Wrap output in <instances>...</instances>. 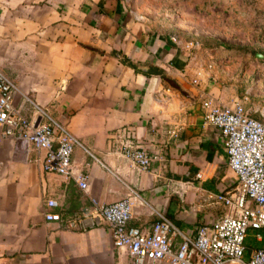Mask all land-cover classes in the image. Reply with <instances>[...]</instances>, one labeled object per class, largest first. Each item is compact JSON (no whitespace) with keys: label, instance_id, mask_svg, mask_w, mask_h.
<instances>
[{"label":"crops","instance_id":"0c3cea01","mask_svg":"<svg viewBox=\"0 0 264 264\" xmlns=\"http://www.w3.org/2000/svg\"><path fill=\"white\" fill-rule=\"evenodd\" d=\"M128 1L0 0V71L16 86V105L28 119L44 121L45 111L66 129L76 140L73 168L88 175L82 190L72 178L44 172L33 149L16 147L12 138L0 142V264H131L101 218L81 217L93 201L130 197L129 224L148 230L164 215L188 236L198 221L225 210L214 196L235 176L203 104L239 101L259 119L264 78L260 90L245 95L241 71L250 54L197 38L219 30L214 6H207L210 17L192 10L206 0H133L139 13ZM262 2L256 0L257 10ZM243 4L231 0L232 15L254 29L252 36L264 12L251 19L256 10L243 14ZM171 9L190 24L187 32L160 18ZM195 41L208 54L202 64L210 56L223 60L212 70L192 63L181 43ZM125 126L134 127L139 146L153 157L148 169L122 155L113 135ZM47 198L58 206L45 207ZM45 211L80 221L67 228L46 221Z\"/></svg>","mask_w":264,"mask_h":264},{"label":"built area","instance_id":"2783aa9c","mask_svg":"<svg viewBox=\"0 0 264 264\" xmlns=\"http://www.w3.org/2000/svg\"><path fill=\"white\" fill-rule=\"evenodd\" d=\"M258 44L263 45V42ZM181 45L189 49L192 63L202 69L212 70L223 60L216 61L210 56L202 64L201 57L208 54L203 53L198 41ZM257 60L256 57L255 61H248L241 71L247 96L257 88L260 90V82H263L264 60ZM15 92L13 81L0 71V142L12 138L16 147L26 152L33 149L44 172L72 178L79 188L86 190L88 175L76 174L73 168L75 138L45 111L40 112V116L46 117L41 122L25 117L16 105ZM259 93L257 91L259 101L255 107L259 119L252 117L239 101L229 107L212 104L211 100L203 104L207 108L205 121L216 127L223 137L227 166L235 182L231 188L214 196L225 210L198 221L192 236L181 233L164 215L148 230L129 224L133 209L130 197L111 203L93 201V207L82 211L81 217L93 214L101 218L111 231L114 246L128 254L131 264H264V246L250 248L248 258L244 259L248 229L256 230L257 243L264 242L260 232L264 231V96ZM170 134L175 135V131L171 130ZM113 137L124 157L139 169L149 168L153 157L139 146L134 127L118 128ZM44 206L54 208L58 202L47 198ZM43 216L46 221H55L67 228L76 227L80 221L79 215L51 211H45ZM176 237L180 240L174 246Z\"/></svg>","mask_w":264,"mask_h":264},{"label":"rangeland","instance_id":"374dc122","mask_svg":"<svg viewBox=\"0 0 264 264\" xmlns=\"http://www.w3.org/2000/svg\"><path fill=\"white\" fill-rule=\"evenodd\" d=\"M175 1L177 0H172V2H175ZM242 1L244 3L242 5L243 8L241 7L242 8L241 12L243 14L247 15L250 10H254V9L256 10L254 12L255 13L254 16L250 17L251 19L257 16L258 14L257 11L260 10L261 12H264V2H262L263 8L261 7L259 8V10H257L258 8L256 7L258 6V3H256V0H242ZM128 2L132 6L133 10L136 13H139L138 7L140 3L136 4V6L135 5L133 6V0L132 1L130 0ZM143 2L145 3V0H143ZM208 5H210V7L214 6V7H211L212 10H214L215 12H218L217 13L218 17L214 15L213 16L219 22V25H218L219 30L212 32L213 33L212 35L209 34L210 32L205 33L203 31L202 32L199 31L197 38L202 39V41L206 40L207 43L209 44H214V45L224 44L227 47H233L235 50L247 52L250 54L251 61L256 60V56H255L256 52L264 54V22H261V23L259 22L260 24L255 26L256 33L255 34L252 33L253 37L248 36L251 34V31H254V29L251 30L249 28H244V25H242L244 23H242L238 17H234L232 15L233 13L231 10H234V9L231 7V0H212V1H209V3L206 0L203 5L193 6L194 8L192 10H195V14L197 15L201 14L202 16L210 17L211 15H209L210 14L209 12L211 11L207 9ZM205 12H207L208 14L206 15ZM234 12L239 14V11H234ZM161 13L162 14L160 18L166 21L167 23H171L172 25H175L174 28L177 29V31L187 32V30L190 29L189 28L190 24H188L187 21L183 22L182 18L179 19L177 15L178 13L176 11H172L171 9L170 14L168 13L166 14V16L163 15L164 11H161ZM193 17H196V16L193 14ZM202 20L204 21V19ZM210 22L212 21L209 20L208 23ZM254 35L258 36L257 41L263 42V45H259L258 43L252 42V40H255L253 39L255 38ZM258 60H262V59L258 58ZM233 185L234 183L231 186H229L228 189L231 188ZM260 232L264 236V231L261 230ZM255 233H256V230H253V229L247 230V237L245 239L246 251L244 253V259L248 258L250 248H257L259 246H264V242L257 243L255 241L254 239Z\"/></svg>","mask_w":264,"mask_h":264},{"label":"water","instance_id":"95a60500","mask_svg":"<svg viewBox=\"0 0 264 264\" xmlns=\"http://www.w3.org/2000/svg\"><path fill=\"white\" fill-rule=\"evenodd\" d=\"M256 57H258V58L264 60V54H262V53H257V54H256ZM142 70H143V71H147V69H146L145 67L142 68Z\"/></svg>","mask_w":264,"mask_h":264},{"label":"bare ground","instance_id":"6f19581e","mask_svg":"<svg viewBox=\"0 0 264 264\" xmlns=\"http://www.w3.org/2000/svg\"><path fill=\"white\" fill-rule=\"evenodd\" d=\"M180 26V25H179ZM188 29V28H187Z\"/></svg>","mask_w":264,"mask_h":264}]
</instances>
